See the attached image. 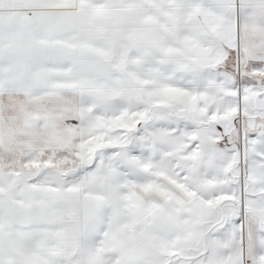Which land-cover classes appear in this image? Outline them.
<instances>
[{"label": "snow or ice", "instance_id": "6c2138e0", "mask_svg": "<svg viewBox=\"0 0 264 264\" xmlns=\"http://www.w3.org/2000/svg\"><path fill=\"white\" fill-rule=\"evenodd\" d=\"M0 264H264V0H0Z\"/></svg>", "mask_w": 264, "mask_h": 264}]
</instances>
